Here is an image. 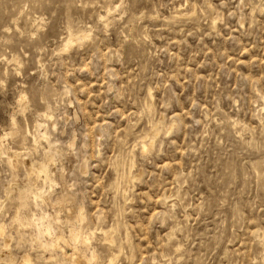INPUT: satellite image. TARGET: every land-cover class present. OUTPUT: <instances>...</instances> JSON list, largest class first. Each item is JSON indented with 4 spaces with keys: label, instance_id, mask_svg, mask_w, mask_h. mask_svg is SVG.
Listing matches in <instances>:
<instances>
[{
    "label": "rangeland",
    "instance_id": "1",
    "mask_svg": "<svg viewBox=\"0 0 264 264\" xmlns=\"http://www.w3.org/2000/svg\"><path fill=\"white\" fill-rule=\"evenodd\" d=\"M109 8L105 3L102 10L95 0L0 4V79L5 80L0 86V222L10 245L0 264H19L26 253L36 264H58L62 258L54 252L47 260L51 254L35 243L29 214L37 208L29 195L19 193L23 186L44 183L36 173L28 176L24 157L39 160L48 148L44 139L35 147L33 138L38 114L49 108L53 115L46 129L55 150L52 178H57L50 199L59 201L58 194L68 189L75 205H82L87 226L104 227L113 237L110 246L96 232L92 245L98 258L92 264H106L110 255L116 257L113 264H129L131 257L132 264H151L164 256L179 259L172 256L176 251L183 252L179 264H227L231 250L243 251L247 233L264 227V146L243 143L260 122L256 98L264 92V10L245 8L238 0H125L118 21L102 19L113 15ZM68 31L77 38L64 49ZM65 85L79 89L71 103L54 109L34 103L49 92L63 96ZM132 113L138 117L131 120L139 118L136 131L146 137L134 151L164 145L148 157L151 174L132 184L130 207L148 216L163 213L143 234L140 220L123 206L127 187L121 177L136 173V160L116 156ZM173 121L178 132L163 141L152 136ZM94 151L104 159H89ZM5 154L17 160L16 168ZM162 197L166 203H156ZM146 200L155 207L149 209ZM61 209L62 219L74 220L76 213ZM20 219L29 226H20ZM67 224H60L65 232ZM161 237L158 251L155 241ZM63 260L59 264H66Z\"/></svg>",
    "mask_w": 264,
    "mask_h": 264
},
{
    "label": "bare ground",
    "instance_id": "2",
    "mask_svg": "<svg viewBox=\"0 0 264 264\" xmlns=\"http://www.w3.org/2000/svg\"><path fill=\"white\" fill-rule=\"evenodd\" d=\"M111 9V8H109ZM108 10V9H107ZM106 10V11H107ZM112 11V10H110ZM178 11V10H177ZM105 12V11H104ZM176 12V11H174ZM184 12V11H183ZM187 13V11H185ZM193 12V11H192ZM106 13V12H105ZM179 13V12H178ZM177 13V14H178ZM182 13V12H181ZM194 13V12H193ZM192 13V14H193ZM104 14V13H103ZM99 15V14H98ZM181 15V14H180ZM178 15V17L180 16ZM189 16V15H188ZM100 17V16H99ZM102 17V16H101ZM101 19V18H100ZM213 21V20H212ZM69 30V28H68ZM83 31V30H82ZM69 32V31H68ZM74 32V31H73ZM81 32V31H80ZM82 33V32H81ZM84 34H86L85 32H83ZM82 33L81 36H85ZM68 34V33H67ZM76 34V33H75ZM78 34V33H77ZM68 36V35H67ZM77 36V35H76ZM89 37V36H88ZM77 38V37H76ZM84 38V37H83ZM67 39V40H66ZM64 40V45L65 48L67 49L74 40H69L68 38H66ZM79 40V39H78ZM75 42V41H74ZM63 48V47H62ZM70 49V48H69ZM13 56V55H11ZM15 56V55H14ZM14 56L12 58H14ZM15 61V60H14ZM19 63V62H18ZM65 87V86H64ZM148 93V92H147ZM150 93V92H149ZM21 95V94H20ZM152 95V94H150ZM22 96V95H21ZM20 98V97H19ZM23 99V96L21 97ZM25 98V97H24ZM20 100V99H19ZM21 101V100H20ZM23 101V100H22ZM23 103V102H22ZM25 105V103H24ZM48 106V105H47ZM46 106V107H47ZM23 108V107H22ZM44 110V109H43ZM46 110V109H45ZM23 112V111H22ZM39 113V112H38ZM150 113V112H149ZM51 114L53 115V113L50 112V108L49 110L46 111H42L40 114H38V116H40V119H37L35 121V124L38 126L37 128V139L33 136L32 138L34 139V145L35 147L38 146V143L41 139H44L47 141L48 144V148L47 149H42L43 150V156L41 159L39 160H31L29 157H23L25 158V163L27 164V174L28 176H30L32 173H36V175L38 176V178H41L43 180V182L46 184L47 182L49 183L48 188L43 183V185H34V187H22V189L19 190V193L23 195H29V197H31L32 202L34 204V207H36L38 209V211L36 210H31L30 212V224H32L35 228V232L33 231L36 239L38 242H35L38 244V247L44 252V251H48L51 255H49V258L47 256V260L53 259V253L56 252L58 253L62 258L58 259L59 261L64 259L66 261V264H92L94 263V261H96V259L98 258L97 252L95 247L92 245V240L93 238H95L96 232L100 233L103 237L102 240H104L105 244H111L110 246H112V242H113V237L111 235V230H105L103 228H89L87 226L86 223V215L84 213L83 207L81 206H77L75 205V198L69 197V192L67 191L68 189H63L62 192L60 194H58V198L59 201L57 202H53L50 199V194L53 191V187L56 184V180L57 178H52L53 174L55 173V157H54V152L55 150H52V146L54 143H52L53 141H50V131L48 132L46 129L47 126V120L51 118ZM37 117V116H36ZM35 117V118H36ZM34 119V118H33ZM52 119V118H51ZM14 120V119H13ZM51 121V120H50ZM15 122V121H14ZM12 123V122H11ZM33 123V121H32ZM53 123V122H52ZM153 123V122H152ZM28 124V123H27ZM49 124V122H48ZM55 124V123H54ZM53 124V126H54ZM155 124V123H153ZM157 124V123H156ZM155 124V125H156ZM34 125V124H33ZM50 125V124H49ZM52 125V124H51ZM26 126V125H25ZM36 126V127H37ZM157 126V125H156ZM17 127V126H16ZM52 127V126H51ZM55 127V126H54ZM154 128V127H153ZM27 129L29 130L30 128ZM36 128H34L35 130ZM156 130V129H155ZM26 131V129H25ZM151 131V130H150ZM153 131V129H152ZM9 132V131H8ZM8 132H5L6 134ZM148 132V131H147ZM156 132V131H155ZM159 132V131H158ZM28 133V131H27ZM26 133V135H27ZM31 133V132H30ZM9 134V133H8ZM7 134V135H8ZM33 134V133H32ZM31 134V135H32ZM35 134V133H34ZM30 135V134H29ZM151 135V134H149ZM3 136V135H2ZM143 136V134L141 135ZM148 136V135H147ZM144 137V136H143ZM151 137V136H150ZM149 137V139H150ZM1 138V137H0ZM146 139V137H144ZM155 138V137H154ZM148 139V140H149ZM153 139V137L151 138ZM147 140V141H148ZM153 141V140H152ZM1 142V139H0ZM25 143V142H24ZM142 144V143H141ZM1 145V144H0ZM34 145H32L34 147ZM40 145V144H39ZM145 146V144H144ZM55 147V146H54ZM8 148V147H7ZM11 148V147H10ZM40 147H38L39 149ZM4 149V148H2ZM142 149V147H141ZM145 149V148H144ZM13 150V149H12ZM19 151V150H18ZM5 153H7L6 150H4ZM17 152V151H16ZM15 152V153H16ZM14 153V155H15ZM20 153V151L18 152ZM27 154V153H26ZM7 157H9V159L7 158L6 161L8 162V164L10 163V165H12L13 167L16 166V163L13 162L12 158L8 155ZM25 155V154H24ZM21 156V157H22ZM19 157V156H18ZM22 157V158H23ZM132 161V160H131ZM125 163V162H124ZM132 163V162H131ZM133 166V164H132ZM130 166V167H132ZM129 167V166H127ZM16 168V167H15ZM13 169V168H12ZM26 170V169H25ZM130 171V170H129ZM61 172V170L59 171ZM25 173V172H24ZM121 176V175H120ZM14 177V176H13ZM16 177V176H15ZM14 177V178H15ZM28 182V180H27ZM29 184V183H28ZM31 184V183H30ZM32 185V184H31ZM33 186V185H32ZM9 187V186H8ZM64 187V186H63ZM67 188V186H66ZM10 189V187H9ZM6 191V190H5ZM18 193V194H19ZM6 194V193H5ZM10 194V193H9ZM17 195V193H16ZM54 200V199H53ZM30 202V200H29ZM18 203V202H17ZM20 203V202H19ZM21 204V203H20ZM19 204V205H20ZM29 204V203H28ZM31 204V203H30ZM18 206V204H17ZM47 206L51 207V209L53 208L56 211V215L54 217H51L50 213L47 212ZM61 207H66L69 215L70 213H76V215H74V220H71L69 216H67L66 218L64 217V219H62L60 217V209ZM19 209V208H18ZM29 209V208H28ZM65 209V210H66ZM62 210V209H61ZM64 210V209H63ZM26 211V210H25ZM76 211V212H75ZM66 211H64L65 214ZM25 213V212H24ZM26 214V213H25ZM19 215V214H18ZM16 213V216L19 217ZM63 215V214H61ZM15 219V217H14ZM18 219V218H17ZM18 222V221H16ZM67 222V226H68V231L65 232L63 230V228L60 226V224ZM19 225L26 228L29 226L28 222L23 221L22 219L19 220ZM119 226V225H118ZM66 227V225L64 226ZM102 227V226H101ZM5 228L6 226L4 225V223L0 222V260L6 255V254H10V245H9V240L4 238V234H5ZM111 228H113V226L111 225ZM109 229V228H108ZM34 230V229H33ZM115 230V229H114ZM31 232V231H30ZM114 232V231H113ZM112 232V234H113ZM20 234V233H18ZM126 234V233H125ZM21 235V234H20ZM27 235V234H26ZM32 235V234H31ZM100 235V236H101ZM127 235V234H126ZM19 236V235H18ZM30 236V235H29ZM115 236V235H114ZM28 237V236H27ZM31 237V236H30ZM117 238V237H116ZM35 239V238H34ZM20 240V239H19ZM31 240V238H30ZM96 241V239H94ZM126 240V239H125ZM101 241V240H100ZM31 243V241H30ZM114 243V242H113ZM32 244V243H31ZM95 245V243H94ZM37 246V245H36ZM96 246V245H95ZM114 246V245H113ZM120 246V245H118ZM122 246V245H121ZM120 246V247H121ZM119 247V249H120ZM66 248L70 249L71 251L69 252ZM118 249V250H119ZM117 250V251H118ZM121 250V249H120ZM119 250V251H120ZM45 253V252H44ZM48 253V254H49ZM116 253V252H115ZM114 253V254H115ZM120 253V252H119ZM118 253V254H119ZM117 254V253H116ZM114 257L113 256H109L108 259L106 260V264H113L114 262ZM5 258V257H4ZM13 258V257H12ZM42 258V257H41ZM44 258V259H45ZM55 258V257H54ZM116 258V257H115ZM14 259V258H13ZM8 260V259H7ZM11 260V259H10ZM9 260V261H10ZM63 260V261H64ZM57 262L58 264L60 262ZM16 263V261H14ZM18 262V261H17ZM13 263V262H12ZM2 264V263H1ZM19 264H36L35 259L31 256L30 253H26L24 254L20 261ZM56 264V263H55Z\"/></svg>",
    "mask_w": 264,
    "mask_h": 264
},
{
    "label": "clouds",
    "instance_id": "3",
    "mask_svg": "<svg viewBox=\"0 0 264 264\" xmlns=\"http://www.w3.org/2000/svg\"><path fill=\"white\" fill-rule=\"evenodd\" d=\"M3 2L4 0H0V4H2ZM95 2L100 4L102 10L104 8L105 3L112 8L113 15L102 17V19L111 20V21H118L120 19V13L123 10L125 0H95ZM226 2L227 0H221V3H226ZM238 3L239 5L245 8L251 7L253 11L257 10L258 8L260 10H264V0H238ZM25 7H27V4H25ZM118 9L119 11H117ZM24 34H25L24 32H21V35ZM68 39L74 40L76 39V36H74L71 32H69ZM53 55H55V53H53ZM44 78L45 80H47L46 75ZM60 79L63 80V77H61ZM4 85H5V80L0 79V86H4ZM52 87L54 89L55 86ZM78 90L79 89L65 85L63 96H58L55 95L54 92H49L47 96L41 95L38 100L34 101V103L43 102L45 104H48L51 108L54 109L60 103H71L69 97H74L75 92ZM126 90L130 91V89L128 88H126ZM107 91L109 92L112 91V88L109 87ZM120 98H121L120 95L115 96L116 100H119ZM129 99H131V97H129ZM256 99L258 101L256 106V112L260 113V118H259L260 122L255 126L254 129L251 130L249 138L243 140V143L248 148H252L257 145L264 146V92L260 93ZM104 103H107V101H105ZM148 103H151V101H148ZM163 107L165 109H167L168 107V103L166 100L164 101ZM181 115L184 114L182 113ZM132 116L138 117V114L132 113L130 116V120ZM177 119L179 120V118ZM138 123H139V118H137L136 120H131L129 126L123 131L122 137L119 140L120 151L116 154V156L123 155L128 159L136 160V165H137L136 173L133 174L131 171H125L121 177L122 182L127 187V192L124 193L123 206L127 208V211L133 212L134 215H136V218L140 220L138 228L140 233L143 234L146 230H149L153 225H155L158 222V218L161 217L163 213L160 210H157L153 212L151 216H148L143 213H140L139 210L130 207L129 201L132 199L130 193H132L133 191L132 184H133V180L138 179L140 176L144 174H151L148 173V167L146 166V164L150 165L151 163H153V161H149L148 157L152 154L153 151H155L156 154L158 155L159 151L163 149L164 145L163 143H160V141H157V143H160L159 149H156L154 146L150 144L149 148L141 150L139 152H135L134 149L139 148L140 140L144 139L143 137H140V134L136 131L134 127V125ZM197 123H199V121H197ZM161 131L162 134L161 132H153L152 136L153 137L160 136V140L163 141L165 138L169 137L170 133L179 131V128L177 126V121H173L172 124L166 125ZM133 141H135V144H133ZM93 157H100V153L94 151L92 156L89 157V159ZM115 158L116 157H113L112 159ZM103 159H104L103 157H100V160ZM100 160H98L97 162L100 163ZM100 166L103 168L104 165L101 163ZM111 166H112L111 163H109V167ZM81 175L86 176L87 172H83L81 173ZM156 203L165 204L166 199L162 197ZM145 204L149 209L155 207L154 204L148 203L147 200L145 201ZM159 224L161 227L165 226L163 220H159ZM161 239H163V237L155 241L158 251L162 247L160 244ZM166 244L167 241H165V245ZM172 256L179 257V259H170L168 256H164L162 259H157L152 261L151 264H179V260L183 259V252L181 251L172 252ZM134 259L135 257H131L129 260V264H132V260ZM144 264H149V262L145 261ZM185 264H187V261H185ZM196 264H209V261L197 260ZM227 264H264V227H261L256 230H250L247 233L243 251H240L238 249L231 250L230 259L228 260Z\"/></svg>",
    "mask_w": 264,
    "mask_h": 264
}]
</instances>
